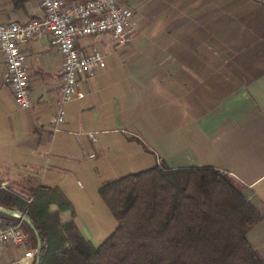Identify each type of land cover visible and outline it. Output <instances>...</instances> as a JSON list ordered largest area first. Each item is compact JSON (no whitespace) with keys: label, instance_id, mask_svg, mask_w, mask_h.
<instances>
[{"label":"crops","instance_id":"1","mask_svg":"<svg viewBox=\"0 0 264 264\" xmlns=\"http://www.w3.org/2000/svg\"><path fill=\"white\" fill-rule=\"evenodd\" d=\"M126 3L133 10L127 42L110 33L80 38L82 51H101L105 61L96 77L81 80L85 97L63 104L58 131L62 58L49 33L23 47L28 108L14 99L0 51V181L23 193L58 188L94 246L118 226L102 184L156 165L228 172L264 216V0ZM40 16L39 0H0V22ZM251 232L255 246L264 217ZM30 249L31 239L7 244L0 264H25Z\"/></svg>","mask_w":264,"mask_h":264},{"label":"trees","instance_id":"2","mask_svg":"<svg viewBox=\"0 0 264 264\" xmlns=\"http://www.w3.org/2000/svg\"><path fill=\"white\" fill-rule=\"evenodd\" d=\"M99 195L118 226L94 246L58 188L40 185L23 193L0 181V206L28 215L40 233V264H264L247 238L264 216L228 172L156 165L103 183ZM0 221L20 219L0 212ZM23 225L37 247L35 233Z\"/></svg>","mask_w":264,"mask_h":264},{"label":"built area","instance_id":"3","mask_svg":"<svg viewBox=\"0 0 264 264\" xmlns=\"http://www.w3.org/2000/svg\"><path fill=\"white\" fill-rule=\"evenodd\" d=\"M39 2L42 16L26 23L0 22V51L6 62L5 78L14 99L18 106L28 108L32 103V81L26 69L23 47L43 31L49 33L62 58V98L52 120L54 130L58 131L65 120L63 104L85 97V92L80 88L81 80L96 77L105 61L101 51H82L78 45L80 38L110 33L120 43L127 42L133 10L126 0ZM29 239L30 234L22 220L16 224H2L0 221V250L7 244H21ZM35 261L36 249H30L20 262L35 264Z\"/></svg>","mask_w":264,"mask_h":264},{"label":"water","instance_id":"4","mask_svg":"<svg viewBox=\"0 0 264 264\" xmlns=\"http://www.w3.org/2000/svg\"><path fill=\"white\" fill-rule=\"evenodd\" d=\"M0 212L5 213V214L10 215V216L18 217L20 220H22L23 222H25L27 225L30 226V228L33 230V232L35 233L36 238H37L35 264H40V257H41L43 243L41 240L40 233L38 232L33 221L28 217V215L21 213L19 210L9 209V208H5V207L0 206Z\"/></svg>","mask_w":264,"mask_h":264},{"label":"rangeland","instance_id":"5","mask_svg":"<svg viewBox=\"0 0 264 264\" xmlns=\"http://www.w3.org/2000/svg\"><path fill=\"white\" fill-rule=\"evenodd\" d=\"M262 222V221H261ZM254 233L251 232V234H249L247 236V238L250 240V241H254ZM262 238V239H261ZM261 241L260 242H257L256 245H255V248L259 250V252H261V254L264 256V235H262L261 237Z\"/></svg>","mask_w":264,"mask_h":264}]
</instances>
